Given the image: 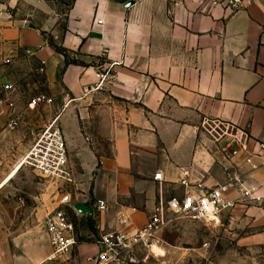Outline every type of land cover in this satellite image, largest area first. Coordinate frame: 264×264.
Returning a JSON list of instances; mask_svg holds the SVG:
<instances>
[{
	"label": "crops",
	"instance_id": "1",
	"mask_svg": "<svg viewBox=\"0 0 264 264\" xmlns=\"http://www.w3.org/2000/svg\"><path fill=\"white\" fill-rule=\"evenodd\" d=\"M0 5V59H9L0 65V89L7 83L16 88L19 111L28 95L50 99L42 127L57 119L76 178L66 188L40 179L34 209L42 240L32 234L22 244L14 240L30 248L26 264H90L86 259L97 253L101 235L130 236L159 204L182 196L181 167L191 181L224 184L225 163L219 156L213 162L204 121L231 125L264 143V0L233 13L206 0ZM109 67L107 82L91 89L95 73ZM11 133L0 118V149ZM247 181L264 195V169L250 172ZM96 202L105 209L96 211ZM58 207L74 223L76 245L49 261L44 219ZM229 215L245 217L241 245L264 246V200L238 204Z\"/></svg>",
	"mask_w": 264,
	"mask_h": 264
},
{
	"label": "built area",
	"instance_id": "2",
	"mask_svg": "<svg viewBox=\"0 0 264 264\" xmlns=\"http://www.w3.org/2000/svg\"><path fill=\"white\" fill-rule=\"evenodd\" d=\"M254 1L256 0H206L209 7L221 8L230 13ZM97 24H101V21H97ZM7 64L9 59H0L1 66ZM95 77L97 82L91 89L98 90L109 79L110 67L97 71ZM15 92L16 88L12 84L1 85L0 118H4V127L8 131L16 130L21 124V113L14 101ZM49 105L50 99L45 94L31 96L28 100L29 108L33 109ZM56 121L54 118L40 128L15 168L28 167L41 180L60 184L62 188L72 187L76 184L75 172L67 164L64 137L56 126ZM211 123L213 127L205 128V131L214 146L213 154L211 153L213 162H218L219 156L225 163L226 182L207 186L200 181H191L188 168H179L178 185L184 190L182 196L172 197L164 205L159 204L145 224L130 236L121 233L101 235L98 239L97 253L87 258V262L90 264H124L126 260L132 262L130 252L139 246L151 248L156 233L167 226L171 218H185L210 224L221 213L230 212L238 204L259 203L264 200V195L259 193V189L247 181L250 172L264 169V143L251 141L246 133L231 125L214 121ZM235 159L239 161H233ZM153 178L160 181L161 174L156 173ZM95 209L104 210V203L96 202ZM44 227L50 247L47 260L59 258L76 245L74 223L60 207L46 214Z\"/></svg>",
	"mask_w": 264,
	"mask_h": 264
},
{
	"label": "rangeland",
	"instance_id": "3",
	"mask_svg": "<svg viewBox=\"0 0 264 264\" xmlns=\"http://www.w3.org/2000/svg\"><path fill=\"white\" fill-rule=\"evenodd\" d=\"M61 1L64 4L68 0ZM30 97L26 96L20 108L21 126L3 139L0 149V183L15 174L0 189V264H26L25 257L30 248L15 245V238H19L21 244L30 234L40 242L42 240L34 209L42 193V182L32 169L15 168L23 154L22 147L32 143L50 113L49 107L29 108ZM211 122L204 121V127H213ZM243 218L235 220L229 212L221 213L210 224L171 218V222L155 235L152 246L157 247L134 248L129 254L133 261L126 260L124 264H264V246L249 248L241 245L247 234ZM146 255L149 258L142 261Z\"/></svg>",
	"mask_w": 264,
	"mask_h": 264
},
{
	"label": "bare ground",
	"instance_id": "4",
	"mask_svg": "<svg viewBox=\"0 0 264 264\" xmlns=\"http://www.w3.org/2000/svg\"><path fill=\"white\" fill-rule=\"evenodd\" d=\"M154 247H157L156 245H153ZM153 246L150 248V249H152L153 248ZM154 250V249H153ZM152 251V250H151ZM155 252L157 251V248H156V250H154Z\"/></svg>",
	"mask_w": 264,
	"mask_h": 264
},
{
	"label": "water",
	"instance_id": "5",
	"mask_svg": "<svg viewBox=\"0 0 264 264\" xmlns=\"http://www.w3.org/2000/svg\"><path fill=\"white\" fill-rule=\"evenodd\" d=\"M91 88H92V87H91ZM67 201H68V197H67V198H65L63 202L65 203V202H67Z\"/></svg>",
	"mask_w": 264,
	"mask_h": 264
}]
</instances>
